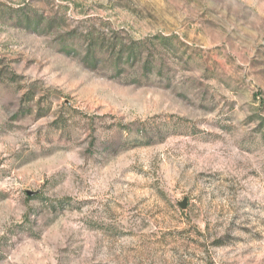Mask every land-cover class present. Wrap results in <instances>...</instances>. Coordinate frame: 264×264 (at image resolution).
I'll return each mask as SVG.
<instances>
[{
  "label": "rangeland",
  "instance_id": "1",
  "mask_svg": "<svg viewBox=\"0 0 264 264\" xmlns=\"http://www.w3.org/2000/svg\"><path fill=\"white\" fill-rule=\"evenodd\" d=\"M0 264H264V0H0Z\"/></svg>",
  "mask_w": 264,
  "mask_h": 264
}]
</instances>
